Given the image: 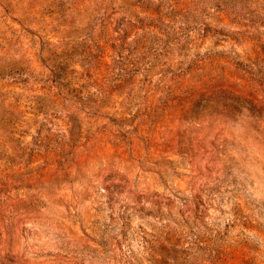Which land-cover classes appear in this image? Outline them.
<instances>
[{
	"label": "rangeland",
	"instance_id": "1",
	"mask_svg": "<svg viewBox=\"0 0 264 264\" xmlns=\"http://www.w3.org/2000/svg\"><path fill=\"white\" fill-rule=\"evenodd\" d=\"M0 264H264V0H0Z\"/></svg>",
	"mask_w": 264,
	"mask_h": 264
}]
</instances>
